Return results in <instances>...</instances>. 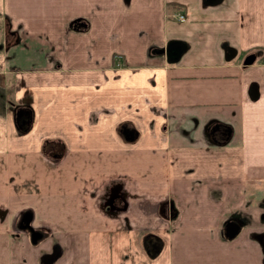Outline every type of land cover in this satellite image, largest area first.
I'll use <instances>...</instances> for the list:
<instances>
[{
    "label": "crops",
    "instance_id": "obj_1",
    "mask_svg": "<svg viewBox=\"0 0 264 264\" xmlns=\"http://www.w3.org/2000/svg\"><path fill=\"white\" fill-rule=\"evenodd\" d=\"M173 41L182 46L170 59ZM14 103L32 111L24 133ZM152 117L173 137L147 141ZM119 129L142 137L134 142ZM46 138L62 139L58 162L82 193L59 189L70 218L45 221L56 235L23 219L27 209L12 228L2 216L0 264H264V0H0V195L9 210L23 194L40 195L16 181ZM151 146L176 152L169 158ZM132 161L164 164L128 167L122 177L135 197L119 215L96 218L104 174L89 170L83 179L70 168L110 162L118 171ZM4 173L16 188L2 183ZM211 189L223 195V223L232 211L250 213L239 233L222 234L221 222L212 230ZM186 226L189 235L176 229Z\"/></svg>",
    "mask_w": 264,
    "mask_h": 264
},
{
    "label": "rangeland",
    "instance_id": "obj_2",
    "mask_svg": "<svg viewBox=\"0 0 264 264\" xmlns=\"http://www.w3.org/2000/svg\"><path fill=\"white\" fill-rule=\"evenodd\" d=\"M156 124L157 122H154V118L152 117L149 123V130L145 131V139L147 141H153V140L168 141L169 136L173 137V135L176 133L174 130L168 131L169 128H168V124L166 123H164L162 130L155 129ZM119 134L121 136L126 137L127 139L134 140V142L142 137L140 136V132L137 131L136 129H134L132 132L121 131L119 132ZM212 135L216 139L221 140V137L217 135L216 131H213L211 133V136ZM143 138H144V135H143ZM46 139H47L46 142H48L47 146L40 147L39 149V153H38L40 156L39 160L36 163H34V159H33V162L31 163L29 161L31 159L30 156L25 158L28 160H25L23 162V166H22L23 171L21 172L20 178H18V180L16 181L17 183L20 184V187L22 188L23 191L31 190V189L37 190L40 195L23 194L21 207L18 206L20 208L15 207L14 210H9L11 209L9 205L12 203L9 202V199H8L7 200L8 203L5 204V200H3L5 199V194L1 193L0 203L4 206L5 209L1 211V208H0V211L2 212V213L0 212V219L2 218V216L9 217L8 221L11 220L10 228H12V225H13L12 221L16 217L15 215L17 214V212L20 211V209H27L24 211L26 215L23 216V219L35 220L37 221V223H35L36 225H42L41 228H43L44 230L47 229L51 232L54 231V234L56 235V232L59 231L58 228L52 227V226L48 227L45 221L47 220L53 221L54 219L56 220L58 218H64V219L70 218V212L68 208L66 207V204L62 203L63 194L60 193L59 189L61 190L63 185L67 184L65 187V191L68 194L69 185H71L73 188L76 185L75 182L79 181V179H76L74 183L71 184L72 181L70 182L63 175V173L66 171H64L62 162L61 161L58 162V161L63 158V153L66 147H63V145H61L62 143L61 144L57 143L56 145H54V141H52V140L62 141V139L61 138H46ZM136 148L137 147L135 146L134 152L135 153L140 152V149H136ZM149 148L150 149L148 151L150 152H153V151L159 152V150H161L160 152L161 154L169 153V158L171 156V153L176 152L174 149H168V148L154 149L152 146ZM12 163L13 164L6 162L5 164L7 167L9 166V168H14L15 163L14 162ZM76 163H79L77 159H76ZM83 163L84 164L82 167L80 165L76 166V164H73L72 167L73 168L76 167V169L70 168V170L73 172L74 171L80 172L78 177L81 178L82 175H84L82 177L83 179H85L86 174L89 172V170H94L95 172L94 175L104 174V176L102 177L100 176V179L101 181H103V183L100 184V181H98V184L96 186V188L98 189V196H100V200L102 201L100 202V204H96L94 207L96 218L97 217L100 218L102 216L110 217L111 215H115V216L119 215L121 212L126 211L128 207V199L135 197L134 195H128V193L126 192L125 179L122 177L123 175H126L125 173L126 171H128V167H131L134 170V167L138 168V167H143L144 165H146L145 171H147V169H150L152 172H154V171H160L162 165L164 164L162 162H151L149 164H144L142 162L139 163L137 161L135 162L132 161L129 164L119 163L118 171H116L115 169H111V167H114L115 164H110V162H96L93 169L86 168L85 162ZM178 163L179 162H170L171 166L173 168L175 167L176 170H181L184 168H187L188 170L191 169V166H189L188 164H178ZM166 166L168 168L169 162L166 163ZM67 168L69 169V167ZM13 172H14V169H12V174L14 175ZM8 174H11V172L8 171ZM116 175L118 176V179H116L117 178L115 177ZM4 178H5V173L3 174L2 183H6V187H9L10 190L12 188L13 189L16 188L13 177H12L13 179L12 178L8 179V182L4 181ZM116 183H118V185H116ZM47 190L48 192L44 194ZM86 190L87 189L85 188V184L82 185V191H86ZM74 191L80 192L76 188L74 189ZM220 191L221 190H217V189L208 190L207 194H208L209 200L207 199L205 195L203 196V198L209 201V203L207 204L208 205V211H207L208 215L209 216L212 215L213 219L217 223L215 226H212V230H215L216 228H218V224L221 222L219 225V228L221 229L222 234H226V228L228 229L230 234H234L236 231H237L236 232L237 234L240 232L242 227L247 224L246 220L248 219L246 218L250 217V213L240 212L241 210L232 211L231 212L232 214L223 223V220L228 215H227V211H224V208L222 205L223 195L220 193ZM56 192L60 193L59 196H56L57 195ZM92 192L94 193L95 191H92ZM31 194H34V191ZM6 196L9 198L11 197L8 194ZM74 197H75V201L78 203V195L74 194ZM171 200L167 201L168 202L167 205H169L168 216L174 217L176 216V210L172 208L171 204L172 202H174V200L172 198ZM56 204H60L58 207H56L57 209L55 208ZM80 205L82 206V208L85 207L84 204H80ZM53 208L55 209L51 210ZM79 213L80 212L77 211V214L75 217H77ZM59 228L65 229L64 227H59ZM70 229L75 232L80 231L79 227H70ZM176 229L184 232V235H189L187 231L191 229V226L177 227ZM263 235H264V231H263ZM182 240L186 241V238L184 237ZM39 244L41 246V243ZM44 245L46 246L48 244L44 243Z\"/></svg>",
    "mask_w": 264,
    "mask_h": 264
},
{
    "label": "trees",
    "instance_id": "obj_3",
    "mask_svg": "<svg viewBox=\"0 0 264 264\" xmlns=\"http://www.w3.org/2000/svg\"><path fill=\"white\" fill-rule=\"evenodd\" d=\"M14 121L16 124V128L18 129L19 132L21 133L26 132L30 128L33 121L32 111L30 109L25 108L22 105L14 103ZM119 131L121 132V129H119ZM209 131L210 133H212L214 130L209 129ZM46 141L47 139L43 141L42 147L47 146L48 142ZM52 141H54V145H56L57 143L58 144L62 143L61 145H63V142L61 140H52Z\"/></svg>",
    "mask_w": 264,
    "mask_h": 264
},
{
    "label": "water",
    "instance_id": "obj_4",
    "mask_svg": "<svg viewBox=\"0 0 264 264\" xmlns=\"http://www.w3.org/2000/svg\"><path fill=\"white\" fill-rule=\"evenodd\" d=\"M181 46H182L181 43H179V42H177V41H173V42L169 43V46H168V49H167V51H168V57H169L170 59H172V57H174V56H173V53H174L175 51L178 52ZM252 59H253V54H249V55L246 57L245 62H246V63H249V62L252 61Z\"/></svg>",
    "mask_w": 264,
    "mask_h": 264
},
{
    "label": "built area",
    "instance_id": "obj_5",
    "mask_svg": "<svg viewBox=\"0 0 264 264\" xmlns=\"http://www.w3.org/2000/svg\"><path fill=\"white\" fill-rule=\"evenodd\" d=\"M180 18H183L184 17V15H178Z\"/></svg>",
    "mask_w": 264,
    "mask_h": 264
}]
</instances>
